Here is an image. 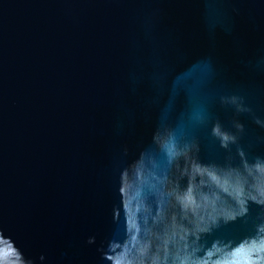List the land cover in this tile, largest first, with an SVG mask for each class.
<instances>
[{
	"label": "water",
	"instance_id": "1",
	"mask_svg": "<svg viewBox=\"0 0 264 264\" xmlns=\"http://www.w3.org/2000/svg\"><path fill=\"white\" fill-rule=\"evenodd\" d=\"M0 264H264V0H0Z\"/></svg>",
	"mask_w": 264,
	"mask_h": 264
}]
</instances>
